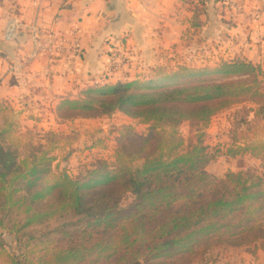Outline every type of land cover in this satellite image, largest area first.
<instances>
[{"label": "trees", "instance_id": "trees-1", "mask_svg": "<svg viewBox=\"0 0 264 264\" xmlns=\"http://www.w3.org/2000/svg\"><path fill=\"white\" fill-rule=\"evenodd\" d=\"M262 78L259 65L235 58L160 68L61 100L62 121L120 112L151 126L146 136L122 131L115 163H98L78 178L52 174L45 156L20 161L0 134V228L17 236L48 226L38 237L25 235L21 253L2 251L3 264H204L223 246L264 251V174L240 166L217 177L207 168L220 152L201 137L187 145L179 133L185 122L206 129L214 116L245 103L264 121ZM225 156L264 165V142L235 138ZM127 194L133 202L124 208Z\"/></svg>", "mask_w": 264, "mask_h": 264}, {"label": "crops", "instance_id": "crops-1", "mask_svg": "<svg viewBox=\"0 0 264 264\" xmlns=\"http://www.w3.org/2000/svg\"><path fill=\"white\" fill-rule=\"evenodd\" d=\"M196 1L0 0V102L30 93L55 108L96 84L235 58L264 72V0Z\"/></svg>", "mask_w": 264, "mask_h": 264}, {"label": "rangeland", "instance_id": "rangeland-1", "mask_svg": "<svg viewBox=\"0 0 264 264\" xmlns=\"http://www.w3.org/2000/svg\"><path fill=\"white\" fill-rule=\"evenodd\" d=\"M155 71L156 69L146 76L153 75ZM262 81L264 85L263 78ZM79 95L68 98L76 99ZM31 97L30 93H24L16 101L0 102L1 143L4 147L14 150L19 160H26L29 165L44 156L50 159L51 173L54 175L66 173L72 178H78L98 163L113 165L122 131L131 128L134 133L146 136L151 130L149 124L131 119L120 112L97 119L78 118L62 121L56 114V107L60 102L52 108L45 101L40 102L34 98L31 100ZM256 108L251 103L236 105L214 116L206 129L200 130V127L185 122L180 125L179 133L187 145L195 143L198 137H201L209 150L220 152L217 159L207 168L217 177L221 178L228 172H239L241 167L244 170L258 168L264 174V165L253 163L250 158L231 159L225 156L227 148L232 146L235 138L240 139L242 143L264 142V121L255 118ZM132 202V196L127 194L121 206L127 208ZM49 227H56V223L52 222ZM47 228L48 226H43L25 230L17 236L0 228V264L6 261L2 251L21 253L19 249L25 244V235L33 233L38 237L46 232ZM204 264H264V251L259 246H223L212 250Z\"/></svg>", "mask_w": 264, "mask_h": 264}, {"label": "built area", "instance_id": "built-area-1", "mask_svg": "<svg viewBox=\"0 0 264 264\" xmlns=\"http://www.w3.org/2000/svg\"><path fill=\"white\" fill-rule=\"evenodd\" d=\"M183 4L184 5H190V3H197V1L196 0H183ZM35 5H37L36 3H34ZM230 6H232V7H234L235 6V4L232 2V1H230L229 3H228ZM17 24H18V21L17 20H13V21H11V23H10V29H9V31L7 32V35L10 37L11 36V34H12V32L14 31V29H15V27L17 26ZM45 38L47 39V42H46V48H48L50 51H56L57 53H61V52H63V45H60V46H56L54 49H51V47H54V44H55V42H54V37L52 36V34H50V35H47V36H45ZM76 46L78 47V45H77V43H76ZM113 64H114V61L112 62Z\"/></svg>", "mask_w": 264, "mask_h": 264}]
</instances>
